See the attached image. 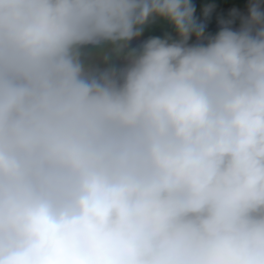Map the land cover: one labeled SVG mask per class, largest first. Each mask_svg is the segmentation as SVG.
I'll use <instances>...</instances> for the list:
<instances>
[{"label":"clouds","instance_id":"1","mask_svg":"<svg viewBox=\"0 0 264 264\" xmlns=\"http://www.w3.org/2000/svg\"><path fill=\"white\" fill-rule=\"evenodd\" d=\"M194 11L0 0V264H264V11Z\"/></svg>","mask_w":264,"mask_h":264},{"label":"trees","instance_id":"2","mask_svg":"<svg viewBox=\"0 0 264 264\" xmlns=\"http://www.w3.org/2000/svg\"><path fill=\"white\" fill-rule=\"evenodd\" d=\"M193 5L194 19L198 24H203V33L199 40L195 34L190 36L189 45L196 43H206L208 39L214 37L218 31L225 25L233 30H238L241 27V20L248 15V9L252 3H258L261 10L264 11V0H190ZM207 14H205V10ZM146 27V26H145ZM142 42L146 40L144 32L138 37ZM127 52L121 54V58L114 63V67L119 69L126 61L124 57ZM103 67V65H101Z\"/></svg>","mask_w":264,"mask_h":264},{"label":"rangeland","instance_id":"3","mask_svg":"<svg viewBox=\"0 0 264 264\" xmlns=\"http://www.w3.org/2000/svg\"><path fill=\"white\" fill-rule=\"evenodd\" d=\"M199 18V17H195ZM145 33H146V39L152 36H157L164 38L165 36L169 37L171 40L176 39V34L174 30L167 25L166 23H163L161 21H154L145 27ZM142 43L140 39H138L136 42L131 41L128 45V48L125 50V52L130 51L133 48H138V46Z\"/></svg>","mask_w":264,"mask_h":264}]
</instances>
